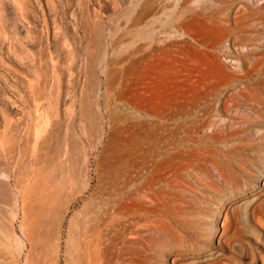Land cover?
<instances>
[{"label": "rangeland", "instance_id": "rangeland-1", "mask_svg": "<svg viewBox=\"0 0 264 264\" xmlns=\"http://www.w3.org/2000/svg\"><path fill=\"white\" fill-rule=\"evenodd\" d=\"M60 1L0 0V151L4 142L10 147V202L0 200V264H99L100 229L124 215L131 229L126 238L134 231L150 243L155 231L168 242L127 264H264V183L256 182L264 153L247 149L252 161L235 160L221 173L208 150L198 155L194 146L177 156L181 169L171 173L170 100L184 93V36L200 31L157 27L148 32L151 42L140 26H121L104 32L106 43L87 45ZM247 3L257 7L264 0ZM239 28L233 50L255 49L252 62L222 60L229 71L254 67L250 81L259 78L256 90L264 95V17ZM208 35L210 43L219 37L211 30ZM114 36L124 40L107 42ZM215 120L227 129L229 118ZM206 126L200 133L211 135L215 126ZM250 133L248 144L264 142L262 129ZM194 134L187 144H197ZM6 173L0 172L1 180ZM98 208L105 212L95 221Z\"/></svg>", "mask_w": 264, "mask_h": 264}, {"label": "bare ground", "instance_id": "bare-ground-1", "mask_svg": "<svg viewBox=\"0 0 264 264\" xmlns=\"http://www.w3.org/2000/svg\"><path fill=\"white\" fill-rule=\"evenodd\" d=\"M60 2L63 5L62 9H64V11L61 9L59 12L63 11L64 14L69 15L71 29L84 33L82 42H85L87 45L106 43L105 37H103L104 32L107 30L113 32L121 26L124 28L140 26L138 30L146 35L145 39H149L150 41L152 38L149 36L150 34L148 32L154 31L157 27L186 28L189 32L194 30L195 33L200 31V34L196 33L197 35H192L194 33L191 32L184 36L185 55L182 62L184 77L182 76L183 79L181 81V84L184 86V93L182 95L183 100L179 97L181 95L177 96L178 94L176 96L173 95V98L171 97L172 100H170V120L172 121V125L171 128H169L171 134L169 138L172 139H169V141L167 138V142H171V150H169V158L171 161L170 159L168 160L169 163L171 162L170 165L173 164L171 165V167L173 166L171 168L172 174V169L175 173L179 169L175 167L176 163H174L175 159L178 158L177 156H179V154L183 156L188 149L194 146V150L196 149L199 152L197 153L195 150L194 153L198 155H200L202 151L208 150L207 153H205V151L204 153L209 154L207 155L209 158L213 156L216 166L221 173L223 170L225 171L227 169L229 171V169H233L234 165L237 164L235 160H241L244 164L250 161L251 159L246 157L247 149H251L255 156L263 155V141L261 143H255L256 145L247 143L249 139H251L250 132L252 129L258 127L260 130L262 129L264 131V95H261L256 90L259 85H261V80L256 78L253 82L250 81L252 79V72L255 70L254 67L251 69H242V73L238 70H227V64L223 62L222 58L225 57L230 60L234 59L238 62L240 61L242 65L250 62L249 60L256 52L255 49L247 52L239 50L237 53H235L233 49L238 46L240 40L238 36L240 30L239 25L251 22L254 18L258 21L261 20L264 17V4L253 7L247 3V0H61ZM109 11L112 12L111 15H107ZM61 15L63 16V14ZM106 19H110V22L107 23ZM57 25L59 24L57 23ZM208 30L219 33V37L211 43L208 41ZM230 39V46H226L227 41ZM123 40V38L114 36L107 39V42L116 43ZM256 40L254 42H256ZM131 41L136 42L137 40L132 39ZM230 47H232V50ZM176 83L177 82H175V84ZM178 97L180 99H178ZM178 101L182 104L184 101V105L180 106L182 107L180 112L181 115H178L181 117L177 125V113L179 111L176 113V110L178 109ZM225 117L229 118V124L226 125V130L225 124H219L218 120H215V118L222 119ZM210 123L215 126L211 135H208L210 134L209 132L206 135L204 131V133H200L205 129L204 127ZM156 128H153V130ZM158 129H160V127ZM164 129L165 128H161L158 132L161 130L164 131ZM169 129L167 130L169 131ZM191 132L195 133L192 139L198 138L197 144L194 143L195 140H192L194 145L192 143H189L191 145L187 144L190 142L189 140L187 142V138H189L188 136ZM178 134L181 135V137L178 138L179 142L177 141ZM246 140L248 141L245 142ZM157 141H159V139H157ZM137 142L135 146L142 141ZM167 142H165L164 145ZM153 143L152 141V144ZM161 143H163V141H161ZM140 144L138 146L142 148V152L146 151L142 146L144 144ZM187 145H189L188 148ZM138 146H136V148ZM153 146L152 148L154 149ZM157 146L154 149L155 151ZM160 148L162 149V146ZM160 148L157 150L160 151ZM165 148L163 147L162 150ZM192 151L193 150L189 153ZM147 152L148 151H146V153ZM163 153L162 155H164ZM236 153L244 154L243 157L238 156V158L234 155ZM155 156H157V154ZM167 156H169V154ZM205 156L202 155L201 157L205 159ZM180 157L177 161L179 159L181 160ZM186 157L184 158L186 159ZM201 157L200 159H203ZM207 159L206 161H208ZM211 159L212 157L209 160L213 162L214 159ZM183 162L181 161V163ZM238 162L240 164V161ZM181 163L179 165H182ZM9 164L10 147L7 142H4L1 145L0 151V172L4 170L6 173ZM179 172L180 171H178V174ZM172 176L175 177V175ZM257 176L256 182L264 183V169H259ZM9 178V175L6 173L5 178L2 180L0 179V200L5 204L10 202L9 183L7 181ZM177 178H175V181L178 182L180 179L177 180ZM174 184L177 188L180 185L179 183V185L176 186V182ZM174 184L172 185L174 186ZM173 190L172 193H174ZM178 190H176V192H178ZM122 205L132 209L139 204ZM171 205H173V207L176 206V204ZM104 212L105 211H100L99 208L97 211L94 210V220L96 221L99 217L103 218ZM105 224L102 223L100 226L103 227ZM129 224L130 221L126 215L119 217V219L112 216L111 221L106 224L107 231L105 230L106 227L100 229L106 232H102L101 235L103 236L99 238L96 244V249L99 254V264H110L112 262L113 264H127L126 260L128 258H136L141 254H144V257H151L154 250H156L155 245L168 243L164 236L161 234L157 235L155 231L150 232L154 235L150 243H146V241L140 237L141 235H139L138 232L134 233V231L132 235H130V238H126L125 234H127L129 230L131 231ZM117 239L118 248L114 249Z\"/></svg>", "mask_w": 264, "mask_h": 264}]
</instances>
